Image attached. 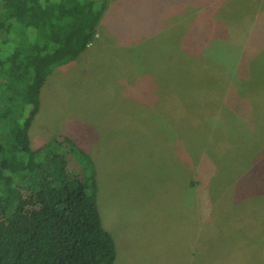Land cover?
<instances>
[{
  "label": "rangeland",
  "instance_id": "1",
  "mask_svg": "<svg viewBox=\"0 0 264 264\" xmlns=\"http://www.w3.org/2000/svg\"><path fill=\"white\" fill-rule=\"evenodd\" d=\"M178 44L204 74L180 99L158 86ZM214 44L231 78L244 49L264 68V0H108L93 43L41 89L31 145L67 136L92 157L115 264H264V71L256 106L239 102L207 71Z\"/></svg>",
  "mask_w": 264,
  "mask_h": 264
},
{
  "label": "trees",
  "instance_id": "2",
  "mask_svg": "<svg viewBox=\"0 0 264 264\" xmlns=\"http://www.w3.org/2000/svg\"><path fill=\"white\" fill-rule=\"evenodd\" d=\"M107 3L0 0V264H115V243L97 207L92 157L67 136L37 147L29 137L41 89L58 68L74 62L93 43ZM215 45L210 46L214 55L203 52L212 62L208 73L220 76L223 86L240 85L239 102L256 106L261 96L247 88L253 74L255 78L264 68L241 63L244 49L235 55L237 74L231 78L217 68L226 67L230 56L225 46L215 50ZM178 46L169 48L168 56L162 51L172 73L166 71L158 86L176 88L180 99L178 94L197 87L203 72ZM256 53L264 55V49ZM206 97L212 106L213 97ZM177 114L183 112L177 109Z\"/></svg>",
  "mask_w": 264,
  "mask_h": 264
}]
</instances>
